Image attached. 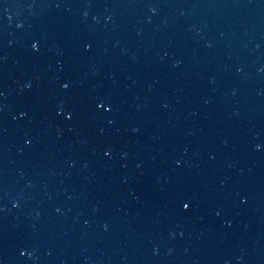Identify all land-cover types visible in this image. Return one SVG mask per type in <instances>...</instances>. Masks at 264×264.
Returning a JSON list of instances; mask_svg holds the SVG:
<instances>
[{
  "label": "water",
  "instance_id": "1",
  "mask_svg": "<svg viewBox=\"0 0 264 264\" xmlns=\"http://www.w3.org/2000/svg\"><path fill=\"white\" fill-rule=\"evenodd\" d=\"M141 264H264V0H137Z\"/></svg>",
  "mask_w": 264,
  "mask_h": 264
}]
</instances>
